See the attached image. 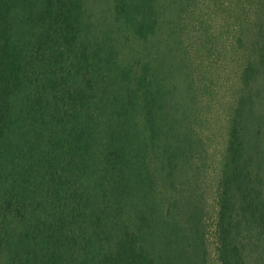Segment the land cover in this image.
<instances>
[{
  "label": "trees",
  "instance_id": "trees-1",
  "mask_svg": "<svg viewBox=\"0 0 264 264\" xmlns=\"http://www.w3.org/2000/svg\"><path fill=\"white\" fill-rule=\"evenodd\" d=\"M117 2L127 14L129 0ZM81 14L77 0H0V264H158L148 207L137 204L135 217L120 212L149 182L133 115L142 111L155 138L160 93L147 74L129 83L131 70L81 42ZM148 22L135 19L139 35ZM116 74L124 99L99 94ZM256 74L248 61L241 81ZM96 104L111 111L95 112ZM244 131L241 120L232 124L225 151L220 264H245L233 232L236 192L246 193L239 210L264 238V198L242 165Z\"/></svg>",
  "mask_w": 264,
  "mask_h": 264
},
{
  "label": "rangeland",
  "instance_id": "rangeland-1",
  "mask_svg": "<svg viewBox=\"0 0 264 264\" xmlns=\"http://www.w3.org/2000/svg\"><path fill=\"white\" fill-rule=\"evenodd\" d=\"M77 1L80 41L91 49L103 47L101 55L111 54L121 69L131 70L129 83L147 74L160 93L155 138L143 130L142 111L133 115L145 141L141 155L149 182L120 215L135 217L137 204L148 207L158 264H220L217 222L225 151L230 127L240 120L247 144L242 165L254 193L264 198V0H129L125 15L117 12V0ZM140 16L149 25L139 35L134 26ZM248 61L257 74L245 83L241 71ZM92 71L83 78L92 79ZM119 79L116 74L99 94L124 99ZM110 106L92 108L103 115ZM244 194L232 198L235 240L245 264H264L263 235L239 210Z\"/></svg>",
  "mask_w": 264,
  "mask_h": 264
}]
</instances>
